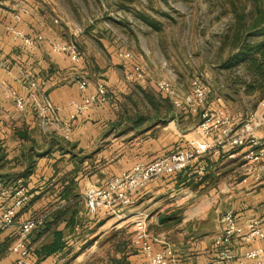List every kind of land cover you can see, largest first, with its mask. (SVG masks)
Returning a JSON list of instances; mask_svg holds the SVG:
<instances>
[{
	"label": "crops",
	"instance_id": "crops-1",
	"mask_svg": "<svg viewBox=\"0 0 264 264\" xmlns=\"http://www.w3.org/2000/svg\"><path fill=\"white\" fill-rule=\"evenodd\" d=\"M60 10L55 0H0V175L8 174L9 183H25L30 192L29 202L18 211L17 217L25 218L65 204L63 190L70 180L74 181L72 191L80 196L78 218L82 222L64 230L66 246L41 262L83 264L74 262L82 260L78 252L84 254L86 249L94 254L100 249L97 241L105 237L101 241L105 245L122 241L110 256L124 257L125 264H150L133 239L134 222L138 218L145 219L147 231L154 237L153 249L169 244L181 264H209L216 259L221 248L216 241L221 229L220 215L227 209L234 210L243 231L249 216L259 218L264 227V178L257 182L243 179L244 148L238 149L232 158L207 154V169L202 175L189 167L153 178L130 196L129 205L118 206L114 214L107 208L99 209L96 214L87 212L83 195L89 184L103 183L137 161L185 148L187 139L196 134L197 117L173 104L174 110L164 120L136 121L138 115L130 114L127 104L118 98L120 93L126 94V86L122 87L110 63L106 69L109 76L101 78L95 63L89 64L84 55L75 63L66 53L51 50L48 38L65 40L73 34L67 23H56L58 18L62 20ZM15 12L20 13L18 21L13 19ZM8 23H15L26 34L38 37V45L30 49L14 39L6 30ZM126 66L125 63V74ZM29 78L36 81V91L42 100L61 107L94 92L100 81L105 84L107 99L80 114L72 123L70 137L65 139L54 124L43 126L39 122L30 99L26 100L25 110H19L6 95L8 89H15L27 98L25 84ZM80 80L86 82L85 89L80 88ZM219 97L218 103L212 100L211 103L224 106ZM146 107L149 112L151 106ZM126 225L132 229L128 241L121 232L109 234L110 230ZM64 227L62 221L59 228ZM15 234V227L0 230V245H8L0 264L13 261L15 255L9 248ZM71 236H78L80 241L72 240ZM29 240L27 244L33 251L36 245ZM257 245L264 246V238L247 241L237 236L230 244L235 258L225 264L241 262L244 252ZM82 247L87 248L82 250ZM67 254L76 258L67 259ZM106 260L97 264H107Z\"/></svg>",
	"mask_w": 264,
	"mask_h": 264
},
{
	"label": "built area",
	"instance_id": "built-area-1",
	"mask_svg": "<svg viewBox=\"0 0 264 264\" xmlns=\"http://www.w3.org/2000/svg\"><path fill=\"white\" fill-rule=\"evenodd\" d=\"M13 19L18 21L20 13H13ZM6 30L27 48L34 49L38 45V37L26 34L15 23L6 24ZM80 32L81 29L78 28L73 31L72 38L63 40L50 37L47 41L52 51L66 53L73 62L78 63L83 54L75 37ZM118 55L131 62L126 78L131 80L144 78V66L131 51L122 49L119 50ZM79 86L85 89L87 85L85 81L80 80ZM158 87L159 92L168 96L176 107H183L197 117L194 127L196 134L187 139L185 148L169 151L147 161H137L130 168L108 177L103 183L89 184L83 195L89 214H96L101 208L116 213L118 206L129 205L130 196L155 177L183 171L189 167H193L196 173L202 175L207 169L205 156L209 153L218 156L224 154L232 158L238 149L244 148L241 154V166L244 167L243 179L250 178L257 182L264 178V107L256 108L246 118L237 121L224 107L210 102L213 95L210 87L197 77L192 80L191 89L185 93H180L166 81H160ZM36 88V81L29 78L25 84L27 98L15 89H8L6 95L19 110H25L26 100L30 99L39 122L43 126L54 124L65 139L70 137L72 123L80 114L107 99L106 87L102 81L97 83L94 92L84 95L80 100L69 101L66 107L46 99L42 100ZM62 112L65 113L64 116ZM29 200L30 192L26 185L11 186L0 181V230L10 227L16 229L15 238L9 248L15 255L11 264H32L31 249L27 244L29 235L35 228L42 226L50 212L57 207L18 219V211ZM220 223L221 229L216 241L221 248L218 249L216 259L209 264H225L233 261L235 254L230 244L239 235L247 241L264 238V227L260 219L255 216L246 218L245 231L233 209L221 213ZM134 226V242L141 248L150 264H181L169 244L158 250L153 249L154 237L147 231L144 218L136 219ZM234 264H264V246L248 248L242 256V261Z\"/></svg>",
	"mask_w": 264,
	"mask_h": 264
},
{
	"label": "rangeland",
	"instance_id": "rangeland-1",
	"mask_svg": "<svg viewBox=\"0 0 264 264\" xmlns=\"http://www.w3.org/2000/svg\"><path fill=\"white\" fill-rule=\"evenodd\" d=\"M55 2L61 9L58 14L62 17L56 23H67L73 31L81 29L75 37L76 41L84 59L89 64L95 63L99 77L107 79L108 63L113 66L122 87L126 86V94L120 93L118 98L121 103L127 104L130 114H148L146 105L149 103L142 91L157 95L160 93L158 84L166 81L180 93H185L191 89L195 77L210 87L213 93L210 102L218 103L221 96L222 107L237 121L246 118L256 108L264 107V88L251 93L240 91L238 95H225V87H221V83L226 82L225 72L219 68L221 61L235 51L238 31L248 29L258 17H261L260 25L264 27V0ZM50 3L54 5L52 1ZM263 38L264 35L252 36V40ZM122 49L131 51L136 59L141 60L145 70L143 79L125 77L124 65L126 63L128 69L131 62L118 55ZM241 169L243 175L244 167L241 166ZM202 194L209 193L202 191ZM77 219V223L82 222L81 218ZM113 231L121 232L127 241L132 236L129 225L112 229L109 234ZM34 237L35 234L30 236L29 241L37 245L40 240L33 242ZM71 237L72 240H79L78 236ZM104 239L102 237L97 241L100 247L97 252L92 254L86 249L84 254L78 252L82 260L74 262L97 264L108 258L106 261L109 263L110 255L116 253L118 246L111 243L105 245L101 242ZM84 248L87 247H82V250ZM70 257L76 258L67 254V259Z\"/></svg>",
	"mask_w": 264,
	"mask_h": 264
},
{
	"label": "trees",
	"instance_id": "trees-1",
	"mask_svg": "<svg viewBox=\"0 0 264 264\" xmlns=\"http://www.w3.org/2000/svg\"><path fill=\"white\" fill-rule=\"evenodd\" d=\"M262 16V15H261ZM260 19H254L248 29L236 33L237 46L235 51L230 53L223 61L220 67L225 72L226 82L221 83V87H225V95L233 93L238 95L240 91L246 93L254 92L257 89L264 88V38L262 40H252L254 35H264V27L260 25ZM143 96L151 106L147 116L139 114L136 121L146 118H158L164 120L170 111L174 110L171 99L163 93L152 94L145 90L142 91ZM152 112V114H150ZM1 159V156H0ZM10 176L8 174L0 175V181L5 185L23 184L21 182L9 183ZM74 181L70 180L64 187V199L66 203L58 205L51 212L44 224L35 228L29 236L35 234L33 242H40L31 250L32 264H36L44 260L48 255L61 251L66 246L64 239V230L72 229L78 221V201L80 196L74 191ZM71 195V196H70ZM74 201L70 204L69 201ZM70 204V205H69ZM62 221H65V227L59 228ZM112 235H117L118 231H113ZM42 238V239H41ZM122 245V241L118 240L116 246ZM7 244L0 245V257L7 251ZM107 264H125V258L109 257Z\"/></svg>",
	"mask_w": 264,
	"mask_h": 264
}]
</instances>
